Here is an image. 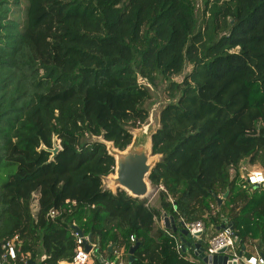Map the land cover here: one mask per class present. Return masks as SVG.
Here are the masks:
<instances>
[{"label":"trees","instance_id":"1","mask_svg":"<svg viewBox=\"0 0 264 264\" xmlns=\"http://www.w3.org/2000/svg\"><path fill=\"white\" fill-rule=\"evenodd\" d=\"M202 1L199 17L198 0H27L21 22L18 0H0V254L18 236V264L72 261L75 225L100 256L114 244L128 264L134 235L132 264H198L180 224L157 223L167 214L231 223L243 254L264 255V187L231 173L264 166V0ZM158 75L179 95L152 133L156 208L103 181L107 143L125 150L149 118L140 77Z\"/></svg>","mask_w":264,"mask_h":264},{"label":"built area","instance_id":"2","mask_svg":"<svg viewBox=\"0 0 264 264\" xmlns=\"http://www.w3.org/2000/svg\"><path fill=\"white\" fill-rule=\"evenodd\" d=\"M242 184L246 188H254L255 184L259 185V188L264 187V169L262 168H255L249 170L246 175L242 176ZM37 202V199L35 198ZM38 207V202L35 207V211ZM50 214L54 216L56 214L55 210H51ZM165 216H162V226L165 227L164 222ZM177 225L180 224L181 227L187 229L188 233L192 238H194V242L203 241L202 236L207 230L204 222L202 220L196 221H185L181 219L180 221L176 220ZM231 224V223H230ZM230 224H225L227 227ZM75 236L77 237V245L75 249V253L73 256L72 261L61 260L58 264H93L95 257H99V261L102 264H126L125 262V248H114L111 252H113V257H104L100 256L98 245L91 239L90 235H79L78 232H75ZM133 245L136 242V237L131 235L130 237ZM86 242L91 245L90 250H86ZM21 244V239L18 236L8 240L3 245V251L0 254V264H18V250ZM243 252V250H241ZM239 250V242L238 238L234 233L233 229L228 228H219L217 232H214L212 235L206 239V248L205 254L206 256L209 255H227L228 260L235 264H264V256L257 252L255 254H251L246 256L245 254L241 253ZM45 258V255L42 257ZM202 260L198 264H206ZM24 260V258H22Z\"/></svg>","mask_w":264,"mask_h":264},{"label":"water","instance_id":"3","mask_svg":"<svg viewBox=\"0 0 264 264\" xmlns=\"http://www.w3.org/2000/svg\"><path fill=\"white\" fill-rule=\"evenodd\" d=\"M152 141V140H151ZM54 148L51 150L54 154L59 150V145H57L54 141ZM116 158V169L115 174L117 177L112 179L114 185L119 189H124L130 195L135 197L144 198L149 194V175L156 164L155 160H151V156H153L152 152V144L149 143H139L134 144L131 143L125 150H119L115 148L112 144V150L110 152ZM254 188H259L258 184L253 186ZM225 196L218 197V201L221 204ZM164 222L165 227L167 229H172L176 231L178 229V225L174 216L164 214ZM76 227L79 235H83V232ZM222 228L233 229V224H230L229 227L226 225H222ZM219 229V228H218ZM180 236H181V246L185 250L186 247H196L200 248V253H198V257L203 258L206 264H235L228 260L227 255H209L205 254V247L202 246L201 241L194 242V238L190 236L187 229L184 227L180 228ZM140 243L137 242L133 245L129 250V263L132 264L134 258L133 254L139 247ZM115 245L112 244L109 247V251H112ZM91 245L86 242V250H90ZM244 250V247L243 249ZM241 253H243L241 251ZM263 255V254H262ZM264 256V255H263Z\"/></svg>","mask_w":264,"mask_h":264},{"label":"rangeland","instance_id":"4","mask_svg":"<svg viewBox=\"0 0 264 264\" xmlns=\"http://www.w3.org/2000/svg\"><path fill=\"white\" fill-rule=\"evenodd\" d=\"M13 1V0H11ZM199 3V12L198 15L201 17L202 15V9L204 8V3L202 0H198ZM27 0H18V2L13 6L14 11H16L15 15L18 18L19 21L25 20V11L23 10L26 7ZM190 66L187 65L183 71V73L176 75L174 77L175 81H181L183 77L189 72ZM140 81L149 89L150 91V98L146 101L145 107L149 111V118L147 121L143 124V126L139 128H131L133 132V142L134 144L139 143H149L152 144L151 138L152 133L156 130V128L159 126V115L161 108L168 103L170 100L176 99L179 95V92H171L169 90V82L170 80H165L162 76H154L153 80H148L140 77ZM176 97V98H175ZM91 138V137H89ZM93 139H102L94 137ZM55 143L58 145L59 142L57 141V138L54 137ZM107 147L109 151L112 150V143H107ZM151 160L157 161L159 159L158 155H153L150 158ZM255 168H262L264 169V166L257 162L255 164H252L249 160V158H245L241 161L238 170H231L232 175H235L237 172L240 174L241 181L243 180L242 176L246 175L249 170L255 169ZM115 174V173H113ZM109 175L104 178V186L106 188L111 189L112 191H116L118 188L114 185L112 181V175ZM149 194L145 197L147 199L148 204L151 207H160V195L159 190L162 189L160 187H155L151 184L149 181ZM261 189V188H258ZM37 205V202L34 200L32 203L33 211ZM161 228L162 226L159 225ZM215 229L212 226L207 227L206 232L202 236V238L206 239L212 232L214 233Z\"/></svg>","mask_w":264,"mask_h":264},{"label":"crops","instance_id":"5","mask_svg":"<svg viewBox=\"0 0 264 264\" xmlns=\"http://www.w3.org/2000/svg\"><path fill=\"white\" fill-rule=\"evenodd\" d=\"M161 188H162V186H161ZM253 189H255V188H253ZM146 197V196H145ZM157 223L159 224V225H161L162 226V219L161 220H157ZM163 227V226H162ZM164 228V227H163ZM213 234V232L210 234V235H212ZM209 235V236H210ZM209 236L208 237H206V239H208L209 238ZM204 239V238H203ZM206 239H204L205 240V242H206ZM135 245V244H134ZM111 246V245H110ZM250 250V252L252 253V254H255V253H257V252H259L255 247H253V248H250L249 249ZM111 252V251H110ZM129 263V262H128Z\"/></svg>","mask_w":264,"mask_h":264},{"label":"bare ground","instance_id":"6","mask_svg":"<svg viewBox=\"0 0 264 264\" xmlns=\"http://www.w3.org/2000/svg\"><path fill=\"white\" fill-rule=\"evenodd\" d=\"M110 175H111V174H110ZM111 177H112V179H113L114 177H117V175H116V174H113Z\"/></svg>","mask_w":264,"mask_h":264}]
</instances>
